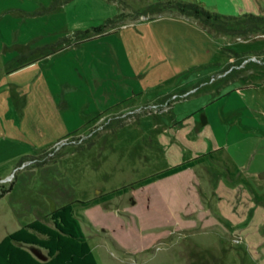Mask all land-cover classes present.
<instances>
[{
  "label": "rangeland",
  "instance_id": "1",
  "mask_svg": "<svg viewBox=\"0 0 264 264\" xmlns=\"http://www.w3.org/2000/svg\"><path fill=\"white\" fill-rule=\"evenodd\" d=\"M112 1L117 13L96 33L69 26L58 0H0V182L13 184L0 198V239L75 202L99 264H264L262 200L248 206L240 187L219 195L220 169L203 165L183 220L171 218L158 186L131 185L181 159L175 139L189 128L171 124L190 105L264 80V22L212 24L167 2L176 0ZM157 1L164 9L150 12ZM251 1L215 6L239 16L254 10ZM117 30L124 60L106 41L73 39ZM105 68L101 88L122 85L130 99L105 105L99 91L80 98ZM125 185L104 202L80 203Z\"/></svg>",
  "mask_w": 264,
  "mask_h": 264
},
{
  "label": "crops",
  "instance_id": "2",
  "mask_svg": "<svg viewBox=\"0 0 264 264\" xmlns=\"http://www.w3.org/2000/svg\"><path fill=\"white\" fill-rule=\"evenodd\" d=\"M58 1V11L65 15L68 25L80 30L91 28L93 26L90 25L91 23H101L103 20L116 15L118 10L117 4L112 0ZM195 2L211 11L226 15L233 14L229 8L216 7L215 5L218 4L217 0H195ZM251 3L252 5H249L250 9L254 8V10L249 11L250 13L260 12V15H264V0H252ZM229 4H232V2ZM242 11L248 12L244 7H242ZM120 27V29L127 28ZM139 27L151 29L153 25L139 24ZM119 30L93 37H79V39L74 37L73 39L106 41L107 46H114L113 51L120 55L117 51L119 47L123 46L124 40L118 38V36L121 37L123 35ZM107 46L103 50V55L109 56ZM120 57L124 60V54L120 55ZM98 73L101 78L100 80L99 78L95 79L98 81L97 84L100 85L93 86L92 80H90L88 86L85 87V91H81L80 98L82 100L83 96L87 95L89 97L91 93L95 95V91L102 92L100 97L101 99L104 98L105 105L111 104L114 106L130 99L131 93L124 91L122 85L101 88L102 80L104 81L108 74L106 73V68L103 71L99 70ZM138 75L140 76L138 70H131L132 77H138ZM7 89L6 87L4 91H7ZM133 90L135 93L142 94L143 92L139 86L134 87ZM147 92L145 94H148ZM199 117H201L200 120L198 119ZM11 125L13 126V124ZM171 125L176 130L182 126H188L189 129L185 130L184 134L186 135L182 134L175 139L177 143L179 142V144L181 143L184 146L182 148L184 153L180 156L181 159L167 167L203 156L194 165L147 184V186H158L160 188L158 194L164 204H166L171 218L183 220L186 217L187 194L189 191L198 193L197 188L203 186L204 177L199 171L202 170L204 164L209 168H216V171L220 169L221 179L217 181L218 184L215 187L216 190L220 189L223 191L218 192L219 195L228 196L230 195L229 192L240 187L243 190L242 193H244L242 194L243 197H247L248 206L251 207L253 198H259V200H262L260 204L264 207V80L258 84L235 85L217 93L214 97L204 102L190 105L182 115L173 119ZM254 138L257 139V149H255L256 151L249 161L252 153L249 145H251ZM213 163L219 167H214ZM257 173L260 179L259 181L256 179V191L253 188L252 182L255 180L252 177L256 178L255 174ZM183 205L184 208L182 209ZM46 212L48 217L51 210H46Z\"/></svg>",
  "mask_w": 264,
  "mask_h": 264
},
{
  "label": "trees",
  "instance_id": "3",
  "mask_svg": "<svg viewBox=\"0 0 264 264\" xmlns=\"http://www.w3.org/2000/svg\"><path fill=\"white\" fill-rule=\"evenodd\" d=\"M174 4L180 11L200 17L203 21L215 24L228 20H240L236 22L239 26H244L246 19L264 22V15L245 13L243 15H226L216 11H210L197 2L176 0L167 1ZM164 6L157 1L149 5L151 12L161 11ZM92 26V31L101 32L106 22ZM89 32L90 30H85ZM203 156L183 161L165 169L159 170L151 175L133 182L132 186H139L150 183L156 179L171 175L197 163ZM13 184L5 185L0 182V198L12 189ZM130 185H125L94 197L88 201H81L83 205L97 203L108 200L115 195L122 194L128 190ZM79 203V202H78ZM75 202L65 203L54 208L48 215L50 222L35 218L26 222L19 228L7 233L0 239V264H99L97 258L83 231L81 221L75 212ZM25 245L29 246L27 248ZM32 248L40 251L45 259L39 258Z\"/></svg>",
  "mask_w": 264,
  "mask_h": 264
},
{
  "label": "water",
  "instance_id": "4",
  "mask_svg": "<svg viewBox=\"0 0 264 264\" xmlns=\"http://www.w3.org/2000/svg\"><path fill=\"white\" fill-rule=\"evenodd\" d=\"M54 209V207H52V209L51 210H53ZM32 251L39 257V258H41V259H45V256L40 252V251H38L36 248H32Z\"/></svg>",
  "mask_w": 264,
  "mask_h": 264
}]
</instances>
